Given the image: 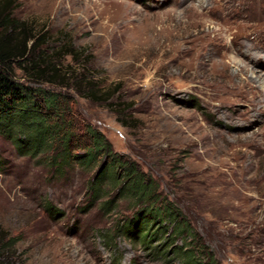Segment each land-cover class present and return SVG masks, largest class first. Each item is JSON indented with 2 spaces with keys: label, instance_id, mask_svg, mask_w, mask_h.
Instances as JSON below:
<instances>
[{
  "label": "rangeland",
  "instance_id": "1",
  "mask_svg": "<svg viewBox=\"0 0 264 264\" xmlns=\"http://www.w3.org/2000/svg\"><path fill=\"white\" fill-rule=\"evenodd\" d=\"M10 10L63 74L113 97L91 102L16 71L20 81L70 93L78 121L154 179L219 264H264L254 233L264 225V0H13ZM47 156L19 155L0 135V229L16 239L0 264H180L170 244L156 257L117 231L133 210L121 199L102 211L119 195L108 183L89 204L102 160L56 175Z\"/></svg>",
  "mask_w": 264,
  "mask_h": 264
},
{
  "label": "trees",
  "instance_id": "2",
  "mask_svg": "<svg viewBox=\"0 0 264 264\" xmlns=\"http://www.w3.org/2000/svg\"><path fill=\"white\" fill-rule=\"evenodd\" d=\"M12 2L0 0V135L12 142L19 155H48L45 163L56 175H63L74 165L94 167L102 160L100 170L88 184L89 204L108 196L104 186L107 183L119 195L102 202L103 212L109 213L119 200L128 199L132 216L117 226L125 239L146 250L153 248L156 257H167L170 244L180 264H219L180 210L157 191L154 179L134 162L121 161L99 131L78 121L70 93L32 87L20 81L16 71L27 82L70 88L91 102L109 105L113 97L85 86L77 77L63 74L52 57L42 51L43 36L31 35L25 23L13 17ZM65 55H70V51ZM1 166L0 158V170ZM47 211L51 215L54 212L51 207ZM254 233L263 238L264 225ZM5 237L0 229V251L16 244L15 238Z\"/></svg>",
  "mask_w": 264,
  "mask_h": 264
}]
</instances>
